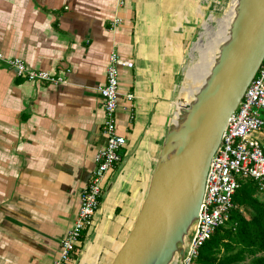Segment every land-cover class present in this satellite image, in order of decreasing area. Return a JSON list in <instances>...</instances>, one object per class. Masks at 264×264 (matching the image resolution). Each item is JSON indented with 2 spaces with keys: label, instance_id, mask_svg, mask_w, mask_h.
Here are the masks:
<instances>
[{
  "label": "crops",
  "instance_id": "crops-1",
  "mask_svg": "<svg viewBox=\"0 0 264 264\" xmlns=\"http://www.w3.org/2000/svg\"><path fill=\"white\" fill-rule=\"evenodd\" d=\"M197 1L0 0V264H51L56 257L105 144L98 88L116 51L133 62L120 67L116 111L126 144L102 182L94 225L71 264L111 263L173 122L176 55L168 40L179 13L194 18L189 3ZM4 58L65 81L24 79Z\"/></svg>",
  "mask_w": 264,
  "mask_h": 264
},
{
  "label": "water",
  "instance_id": "water-1",
  "mask_svg": "<svg viewBox=\"0 0 264 264\" xmlns=\"http://www.w3.org/2000/svg\"><path fill=\"white\" fill-rule=\"evenodd\" d=\"M264 58V0H235L228 35L162 140L133 224L110 264L182 260L207 171L231 114Z\"/></svg>",
  "mask_w": 264,
  "mask_h": 264
},
{
  "label": "built area",
  "instance_id": "built-area-1",
  "mask_svg": "<svg viewBox=\"0 0 264 264\" xmlns=\"http://www.w3.org/2000/svg\"><path fill=\"white\" fill-rule=\"evenodd\" d=\"M5 62L15 70L17 76L27 80L48 84L65 81L63 76L29 69L19 58L5 59ZM122 66L130 68L133 62L112 51L106 66L105 82L98 88L104 105L102 135L105 137V144L94 155V167L81 190L76 216L60 241L58 253L51 264H71L73 255L81 246L84 231L94 225L102 182L106 174L121 160L120 151L126 144V138L117 131L116 111ZM126 98L132 100L134 96L128 93ZM263 146L264 58L238 107L231 114L220 144L211 158L198 217L185 238L181 264H197L201 246L217 227L225 224L230 210L236 207L233 196L241 179L254 180L258 191L264 194Z\"/></svg>",
  "mask_w": 264,
  "mask_h": 264
},
{
  "label": "trees",
  "instance_id": "trees-1",
  "mask_svg": "<svg viewBox=\"0 0 264 264\" xmlns=\"http://www.w3.org/2000/svg\"><path fill=\"white\" fill-rule=\"evenodd\" d=\"M264 152V146H263ZM259 193V194H258ZM264 194L254 180H240L225 224L201 246L197 264H264Z\"/></svg>",
  "mask_w": 264,
  "mask_h": 264
},
{
  "label": "rangeland",
  "instance_id": "rangeland-1",
  "mask_svg": "<svg viewBox=\"0 0 264 264\" xmlns=\"http://www.w3.org/2000/svg\"><path fill=\"white\" fill-rule=\"evenodd\" d=\"M230 1L231 0H199L197 2H191V4L189 3V5H193L196 7L194 15L191 14L194 18L191 21L189 20V22L187 21V17L189 16L188 13L184 11L182 13H179L180 18L179 20L177 19L179 22L176 23L177 27L175 29L174 35L170 38V40H168V42L173 44L174 53L176 55V57L174 58V63H176V74L174 75L175 78L173 77L175 86V97L173 98V101L176 105V109L181 98L182 100L184 99L186 102L190 101L191 97H187V94L185 92H181L182 87H193L196 85V83H192V81L190 79H186V77L190 73L191 68L195 65L197 59L199 58V51L203 48L207 40H209L211 35L223 22ZM186 3L182 4L183 10H188V8H186L188 3ZM203 22H205V25L204 27H201ZM199 31L200 43L198 45L197 50H194L190 57L191 43L195 39H197ZM258 137L259 139H263L260 136ZM172 264H181L179 256L175 257Z\"/></svg>",
  "mask_w": 264,
  "mask_h": 264
},
{
  "label": "bare ground",
  "instance_id": "bare-ground-1",
  "mask_svg": "<svg viewBox=\"0 0 264 264\" xmlns=\"http://www.w3.org/2000/svg\"><path fill=\"white\" fill-rule=\"evenodd\" d=\"M235 0H231L228 10L225 13V18L217 30L211 35L209 40L204 44L203 48L199 51V58L197 59L195 65L191 68L190 73L187 75L186 79H190L192 83H196L195 86H183L182 93H186L187 97L193 98L196 90L204 81L207 76L209 69L218 53V47L220 43L225 40L228 35V27L234 13ZM190 99V100H191ZM187 104V102L182 98L176 109L173 122L179 115L180 110ZM172 264V263H171Z\"/></svg>",
  "mask_w": 264,
  "mask_h": 264
}]
</instances>
